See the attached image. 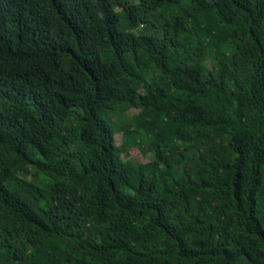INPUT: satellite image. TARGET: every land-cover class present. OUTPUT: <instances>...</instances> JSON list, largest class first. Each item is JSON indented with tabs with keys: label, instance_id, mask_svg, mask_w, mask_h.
<instances>
[{
	"label": "trees",
	"instance_id": "obj_1",
	"mask_svg": "<svg viewBox=\"0 0 264 264\" xmlns=\"http://www.w3.org/2000/svg\"><path fill=\"white\" fill-rule=\"evenodd\" d=\"M0 264H264V0H0Z\"/></svg>",
	"mask_w": 264,
	"mask_h": 264
},
{
	"label": "rangeland",
	"instance_id": "obj_2",
	"mask_svg": "<svg viewBox=\"0 0 264 264\" xmlns=\"http://www.w3.org/2000/svg\"><path fill=\"white\" fill-rule=\"evenodd\" d=\"M130 1H133V0H130ZM137 115V112L136 111H130L127 116L129 118V122L128 123H131V120L134 116ZM123 143V137L122 135H118L116 137V146H120L121 144ZM145 150V145L142 146V149H136V150H133L130 154L131 156V160L133 161H136V162H142L144 160V151ZM152 156V154L149 155V157Z\"/></svg>",
	"mask_w": 264,
	"mask_h": 264
}]
</instances>
